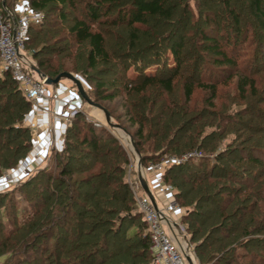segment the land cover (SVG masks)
Wrapping results in <instances>:
<instances>
[{"label": "trees", "instance_id": "trees-1", "mask_svg": "<svg viewBox=\"0 0 264 264\" xmlns=\"http://www.w3.org/2000/svg\"><path fill=\"white\" fill-rule=\"evenodd\" d=\"M219 1L224 7L230 8L227 16L230 15L237 35L242 30L243 18L237 11L238 2L248 4L252 9L254 26L264 32V0ZM16 2L14 0L13 4V1L5 0V6L13 11ZM167 2L168 0H87L85 7L81 8L80 0H32L33 8L46 12V15L43 23L30 30L38 29L44 24L48 26L45 30H37L38 38L43 39L44 46L33 54L36 60L39 59L37 68L41 73L49 78H56L62 71L51 55L57 49L51 47L50 43L55 34L62 32V29H56V25L65 22L70 23L66 31L75 45L86 48L81 71L87 73L104 65L106 68L99 69L98 73L109 75L113 70L124 72L125 75L119 79L123 89L117 88L109 92L106 89L107 83L98 81L95 98L105 102H111L119 96L127 99L126 110L119 118L127 119L131 128L136 126L132 136L144 162H156L165 155L182 156L193 150L214 154L218 145H214L213 141L219 137L215 134L205 136L204 132L213 123L207 117H196L189 103L195 88L199 87L209 90V106H214L212 100L216 98L218 83L209 81L208 85H204V74L216 73L215 70L221 67L239 71L238 61L230 55L227 45L207 30L200 32L201 51L196 55L188 53L186 46L190 40L185 38V32L191 26L190 21H185L188 18L183 20L185 27H182L181 32L174 33V43L170 47L165 49L167 38L155 33L150 37V49L146 52L143 49L144 52H141L138 45L140 40L136 35L138 27L135 26L146 25L149 20H159L162 22V32L163 26L176 16V12L168 8ZM57 3L68 5L77 13V17L70 20L71 13L60 11L56 19L49 17L47 21V11H52V6ZM1 8L4 11L2 4ZM117 8V15L110 17ZM217 25L220 26V22ZM103 26H126L134 30L125 49L139 50L135 56L142 62L136 69V77H128L131 66L127 62L112 65L106 34L101 30ZM55 53L57 57L63 51ZM44 55L51 57L40 59ZM203 62L213 64L218 69L208 67L202 72ZM160 65L165 66V69H159ZM154 66L157 70L147 73ZM190 69H193V76L185 78L184 102L181 103L172 97L174 84L177 79L183 78L185 70L188 72ZM238 86L243 94L249 86L254 89V82L241 77ZM30 109L31 104L11 75L4 73L0 76V177L6 171L16 169L32 150V131L26 123ZM79 123L77 121L76 126L68 132L73 135L75 143L63 152L57 151L58 173L54 175L41 172L19 184L17 191L29 207L23 210L10 203L3 210L0 208V258L6 259L3 264H151L149 233L142 237H137V234L125 235L123 222L126 219L120 225H115V218L120 213L131 216L133 209V193L123 178L125 166L129 165L126 151L115 137L110 135L111 137L106 138L104 134L107 132H103V135L98 132L97 125L84 123L80 126ZM229 132L238 135L239 130L231 127ZM206 140H209L208 143ZM262 150L264 149L257 145H247L245 149L236 147L217 154L216 159L221 164L216 166H204L189 160L182 165L167 168L165 182L174 190L178 204L187 210L183 216V224L187 233L191 234L192 241L196 243L208 231L213 233L207 241L196 246L202 262L241 264V260L250 258V262L254 260L255 264H264V257L257 258L255 253L248 254L243 250L248 244L258 247L264 254V241L261 239L247 242L242 240L245 236L264 230L260 225L251 227L259 221L254 216L256 209L253 208L247 215L239 218L238 226L235 225L233 216L230 215L235 211L232 208L234 201L229 200L225 184L230 181L254 187L259 178L263 179ZM2 201L0 195V204ZM139 215L141 216L140 213ZM134 217L133 215L132 218ZM144 224L146 226L145 222ZM216 234H220L222 238L216 239ZM53 236V250H50Z\"/></svg>", "mask_w": 264, "mask_h": 264}, {"label": "rangeland", "instance_id": "rangeland-1", "mask_svg": "<svg viewBox=\"0 0 264 264\" xmlns=\"http://www.w3.org/2000/svg\"><path fill=\"white\" fill-rule=\"evenodd\" d=\"M11 1H13L14 4V0ZM85 1L80 0V2L82 3L80 4L81 8L85 7ZM167 3L168 8L176 12V16H174V18L170 20L168 24L163 26L164 28L162 32L160 31V24L162 22L159 20H149L146 25L135 26L138 27V32L136 30V35L138 40H140V43H138V45L140 46L139 48L142 49L141 52H144L143 49H145V52L150 49V37L154 36L155 33H160L161 36L164 35V39L167 38L166 41L168 42L167 44H165L166 46H164L165 49L166 47H170L174 43V40H172L174 39V33L181 32L182 27H185L183 20L185 18H188L185 19V21H190L191 26H188L189 30L185 32V38L190 40L188 41V44L186 46L187 51H189L188 53H190V55H196L201 51L200 44L202 43V39H200V32L207 30L211 33L212 36H216L221 40L223 44L227 45L226 49L230 52V55L238 61V72L236 69L232 68L225 69L221 67V69H218L215 68V65L213 64L207 65L205 64V62H203L202 72H205L204 70H207L208 67H211L212 69H218L215 70L216 73L211 74L209 72L208 74H204L203 78L204 80H206L203 82L204 85H208L210 83L209 81L218 83L216 98L212 100L214 106H209V101L211 99V93L209 92V90H205L199 87L195 88L194 95L192 96L189 103L190 108L193 110L196 117H207L209 122L211 121L213 123L210 126L206 127L204 132L205 136L215 134L219 137L217 140H215L217 141V143L213 141L214 145H218L214 154H209L208 152H204L203 150H193L187 152L182 156L165 155L162 159L156 162H144L141 157L140 163L138 157L139 152L137 151L135 145V139L132 136V134L136 130V126L131 128L130 123L127 121V119L119 118V116L123 115L124 111L126 110L125 102L127 99H125L123 96H119L111 102H105L101 100L97 101V99L95 98V89L98 81H104L105 83H107L106 89L109 92L114 91L117 88L123 89V84H121L119 79L120 76L125 75L124 72H122L121 70H113V73L109 75L98 73L97 71L99 69L106 68V66L104 65H99L98 70H89L87 73L81 71L80 67L82 66V63H84L83 57L86 54V48H80L75 45V41L68 35V32L66 31V29L70 27V23L65 22L64 24L56 25V29H62V32L55 34L54 40L50 43L51 47L57 49V51H52L51 55L54 56L53 58H55L56 65H58V67H61L60 69H62L60 74L70 73L77 77L78 80L81 81L90 99L101 105L110 114L111 122L114 125H118L119 128L117 129L109 126L106 120L105 113L89 105L79 95L74 83L67 79L61 80L60 83L56 85L57 88H61L67 93H76L78 95L81 108L80 118L73 120V122L69 126H65V128L62 129L63 133L61 137L55 139L56 144L54 150L52 152H49L44 160L36 162V164L31 167L32 172L26 179H24L23 181H19V177L15 176L14 179L15 181H17V183L9 186L4 185L0 182V195H2L3 200L0 204V208L2 210L5 207L10 206V203H14L16 207H21L23 210L26 209L27 207H29V205L23 199L21 193L17 191L19 184L41 172L45 174L54 173V175L58 173V171L56 170L57 151L63 152L65 151V149H69L72 143H75L73 135L69 134L68 132L69 129H73L76 126L77 121L80 122V126H83L84 123L97 125L98 127H96V129L98 130V132H101L102 135L103 132H107L104 134L106 138L111 136L115 137L118 140L119 144L126 151L129 157V165L125 166L126 172L123 178L125 182H127L130 186V189L133 193L134 202L136 196L146 195L141 187L140 178H143L146 181V170L150 164L164 162L171 156L181 158L187 154H193L196 155V157H193L190 160L196 161L197 163H202L204 166H216L219 163L221 164V162L216 159V155L222 153L225 150L236 147L245 149L247 145H250V147H254L255 145H257L261 149H264V32H260V30H258V28L254 26V18L251 14L252 9L248 7V4H245L244 2H238L237 11L239 14L243 15V18L241 27L242 30L239 32L240 34L237 35L238 32L236 33V30L233 27V22L230 18V15L227 16L230 8L228 9L224 7L222 5L223 3L221 4L219 0H168ZM60 11L71 13V16H69L70 20H73V18L77 17V13L68 5L63 6L57 3L52 6V11H47V21H49L50 18L56 19ZM118 11V8L115 9L110 17H115ZM186 13H190L191 15H187ZM44 14L46 15V12ZM219 22L220 26L217 25ZM47 27V24H44V26H40L38 27V29L35 28L36 30L33 29L28 32L25 55L26 57L31 58V66H38L37 63L39 59L36 60L33 57V54L34 52H38L44 46L42 42L43 39L38 38L39 35L37 30H45L47 29ZM101 30L106 34L107 50L111 55L112 65H121L122 63L127 62V65L131 66L127 73L128 77H136V69L142 62V60L138 58V56H135L137 54V51L139 50L134 49L129 51L128 49H125V44H128V42L131 40V36L134 30L129 29L126 26H103L101 27ZM58 51H63V54L56 57L55 52ZM151 53L154 55L153 52ZM44 57L51 56L44 55L41 56L40 59ZM161 68L165 69V66L160 65L159 69ZM149 69L153 70H149L147 73H152L157 70V67L154 66V68L152 67ZM2 70V64L0 63V76L4 74ZM192 70L193 69H190V71L188 72L185 70L182 74L183 78H179L175 81L174 93L172 97L176 98L178 102H184V85L186 84L185 78L193 76L191 72ZM241 77H247L249 80L254 82V89L249 86L245 89V92L243 93L244 95L242 94V92L240 91L241 89H239L238 86ZM189 79L188 81H190ZM53 88V86H47L48 92L52 93ZM32 111L33 107L31 105L29 113H31ZM233 121L235 123H233ZM231 127H235V130H239L238 135H234L229 132L231 130ZM31 135L35 146L32 147V150H30L27 157H31L34 150H36L35 148L38 147V143L37 141H35L37 137L36 134ZM128 141H133V149L130 148V144L128 143ZM208 141L206 140V143H208ZM262 152H264V150H262ZM73 155L77 156L78 154L73 153ZM139 155L141 156L140 153ZM262 156H264V153ZM187 162H189V160H187L185 163ZM258 180L255 182L254 187L246 186L245 184H237L236 182H225L228 187L227 193H229V200L234 201L232 208L234 207L235 211H233V213H231L230 215L233 216V220L236 223L235 225L237 226L239 218L241 219L243 215H247L249 211L255 208L256 212L254 216L257 221H259L258 223H253L251 227L254 228L257 225H260L261 228H264V178H259ZM138 183L140 184V189L136 190L135 196L133 192V186L138 185ZM167 187L170 186L167 184ZM150 188L152 189V187ZM152 190L153 192L157 191L155 189ZM171 191L174 194V190L172 188ZM5 196H7L6 201ZM134 202L132 204V215L128 216V214L120 213L115 218V225H120L121 221L123 219H126L123 222L124 234L127 236L137 234V237H142L143 235L148 234V229L144 224L143 218L141 217L142 215L140 216L138 210L136 209V202ZM182 208L184 209L185 214L187 210L184 206H182ZM133 215L135 216L134 218H132ZM228 225H230V223H228ZM208 232L209 233L207 235H205L201 239L196 240V243L192 241L191 234L188 233V243L190 245L188 252L192 264H206L199 258V255L196 252V246L204 241H207L208 238L211 237L213 233L211 234V231ZM215 238L221 239L222 236L220 234H216ZM257 239H261V241H264V230H261L260 232L257 231L255 234H251L249 236H245L242 240L243 242H247L250 240L257 241ZM53 242L54 236L51 237L50 250H53ZM243 250H246L248 254L255 253L257 255V258L264 257V254L256 246H248V244H246ZM208 255L211 254L208 253ZM217 255L221 256L222 254ZM5 261V258H0V264H3ZM255 261H257V259ZM239 263L255 264L254 260L253 262H250V258L241 260ZM27 264H36V262H28Z\"/></svg>", "mask_w": 264, "mask_h": 264}, {"label": "built area", "instance_id": "built-area-1", "mask_svg": "<svg viewBox=\"0 0 264 264\" xmlns=\"http://www.w3.org/2000/svg\"><path fill=\"white\" fill-rule=\"evenodd\" d=\"M1 4L3 0H0V63L3 73H9L18 84L34 113L42 119L58 121L64 128L69 126L81 114L78 95L67 93L56 86L49 93L45 81L31 70V58L25 55L28 32L31 27L43 23L44 12L34 9L32 0H18L13 11H9L6 6H3V11ZM29 127L32 131L45 128L41 121ZM55 139L54 129L51 125L46 126L45 137L38 142L33 155L26 157L16 169L6 172L0 182L9 186L17 183L15 176L19 177V181L26 179L32 172L31 167L54 150ZM129 143L133 149L132 143ZM193 157L196 155L187 154L181 158L171 156L164 162L147 167L145 179L149 188L157 190L153 192L150 188L157 207L146 195L136 196V190L140 189L139 183L133 186L136 209L142 215L151 239V264H190L187 260L190 247L188 233L183 224L184 210L176 201L171 188L167 187L165 174L167 168L182 165Z\"/></svg>", "mask_w": 264, "mask_h": 264}, {"label": "water", "instance_id": "water-1", "mask_svg": "<svg viewBox=\"0 0 264 264\" xmlns=\"http://www.w3.org/2000/svg\"><path fill=\"white\" fill-rule=\"evenodd\" d=\"M3 6H5V0H3ZM31 70L39 77V79L45 81L47 86H56L60 83L61 80L63 79H67L70 80L72 83H74V85L77 88V91L79 93V95L91 106L103 111L105 113L106 116V120L107 123L109 124V126L114 127V128H119L118 125H114L111 122V116L110 114L99 104L94 103L90 97L87 95L81 81L78 80L77 77H75L74 75L70 74V73H62L60 74L58 77H56L55 79L53 78H49L46 75H44L43 73L40 72V70L35 67V66H31ZM132 145L134 144L133 141H131ZM134 146V145H133ZM135 150V147H134ZM138 157H139V162L141 163V156L138 153ZM141 166V164H140ZM140 184L142 189L144 190V192L146 193V195L149 197V199L152 201V203L155 205V207H157V203L155 200V197L152 193V191L150 190L148 184L146 183V181L143 178H140ZM187 260L190 264H192L190 257H187Z\"/></svg>", "mask_w": 264, "mask_h": 264}, {"label": "crops", "instance_id": "crops-1", "mask_svg": "<svg viewBox=\"0 0 264 264\" xmlns=\"http://www.w3.org/2000/svg\"><path fill=\"white\" fill-rule=\"evenodd\" d=\"M63 88H66V87H63ZM40 121L44 124L45 128L43 127L42 129H40L38 131H33V133H32V134H36L37 137H36L35 141H37V143L40 140L43 141V139L45 137L46 126H49V125H51V127L54 129L55 138L57 139L58 137L59 138L61 137V135L63 133L62 129L64 127H63V125L60 122L55 121V120H51V119L50 120L49 119H44V118L42 119V117H40L39 115L34 113V110L31 113H29V115L26 118V123L29 124V125H33L34 123L40 122ZM40 143L42 144L43 142H40Z\"/></svg>", "mask_w": 264, "mask_h": 264}, {"label": "bare ground", "instance_id": "bare-ground-1", "mask_svg": "<svg viewBox=\"0 0 264 264\" xmlns=\"http://www.w3.org/2000/svg\"><path fill=\"white\" fill-rule=\"evenodd\" d=\"M128 143H129V141H128ZM130 144V143H129Z\"/></svg>", "mask_w": 264, "mask_h": 264}]
</instances>
